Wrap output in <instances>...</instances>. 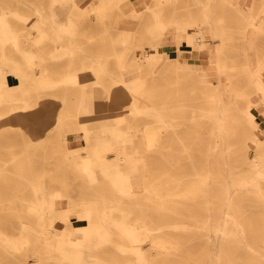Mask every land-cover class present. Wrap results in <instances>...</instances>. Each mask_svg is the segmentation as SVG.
Here are the masks:
<instances>
[{"label": "bare ground", "instance_id": "obj_1", "mask_svg": "<svg viewBox=\"0 0 264 264\" xmlns=\"http://www.w3.org/2000/svg\"><path fill=\"white\" fill-rule=\"evenodd\" d=\"M23 1L29 3L38 13V15L23 16L32 25L36 20L39 21L36 25V34L28 35L25 39L33 44L34 47L31 48H26L19 43V33L9 19L10 13L22 14L12 12L5 6L0 7V104H9V108L0 110V128L7 123L17 124L28 130L33 141L38 140L48 127L45 124V113L54 116L55 120L66 121L63 114L67 112V109L65 110L67 92L63 90L61 95L53 94L60 100V103L56 104L55 100L44 97L33 100V87L54 88L60 82L86 83L89 80L99 82L101 80L99 76L92 78L90 74L103 72L111 75L114 82L127 89L128 93L124 96L130 98L129 106L125 107L123 106L124 102L120 100L123 95H117L114 86H104L105 96L114 99L111 100L110 105H119L114 117L119 124L102 127L103 131H112L110 134H94L87 124L88 118L79 117V123L84 132L81 138L86 141L85 150L73 151L77 148L74 147L72 150L66 147L65 155L77 164L90 183L105 177L110 180L115 191L120 195H127L129 201L149 202L150 206L139 205L137 209L151 208L156 212L154 215L156 218L149 214L133 213L134 206L123 205L121 198L102 197L100 204H97L94 198L89 197H81L77 202L69 198L70 207L62 208L61 203H57V198L64 192L59 188H48L38 180L31 182L34 189L33 195L23 199L26 202L25 207L33 219L20 220L17 229L13 232L1 228L0 222V244L14 250L25 249V253L19 259L20 264H38L42 258L52 256L49 249L56 251L62 258L74 262L114 264L95 250L105 243H113L118 250L123 251L127 255V264H154L152 261L153 249L169 256L175 245L169 238L158 237V233L154 231L156 224L162 221L168 227L182 226L179 225L180 223L169 221V216L175 215L193 217L198 228L195 235L205 237L203 249L193 264H264V252L256 245L255 241L263 233L247 227L252 224L245 220L246 214L241 196V194L260 193L261 196L256 200L264 202V191L260 185V178H264V161L258 165L252 164L251 171L246 175L236 170V165L231 164L232 159L229 156L231 150L228 149L230 144L228 137L231 134L228 106L231 102L224 99L232 94L227 93L221 86V75L233 71L237 64L227 52L230 36L227 26L223 22V15L217 14L210 2L196 0L204 18L209 21L212 32L219 39L215 47L209 50L210 55L207 60L210 65L205 67L208 85L200 91L207 99L204 103L206 107H203L202 110L205 112L206 108L209 109V112L206 111L215 121L212 129L216 130L214 134L216 139L214 142H210L204 151L205 165L199 168L195 164L196 159L191 149L195 139L193 142L185 139L179 132L180 126L174 122L172 116L164 113L158 102L153 101L149 107H146L141 106L140 101L150 97L148 83L157 77L148 79L145 76L152 70L151 67H154L162 57H165V51L169 49V46L164 41H171V39L180 43L185 41L187 46L198 52L208 48L207 37L202 34V30L200 32L198 29L181 26L178 33L180 41L172 37L156 38L155 42L151 43L153 51H145L142 59L148 68L140 76L132 78L131 82H127L122 72L120 74L112 72L104 58L90 53L88 55L91 56L92 61L87 64L88 66L84 65L82 71L71 69L69 67L71 61H69L63 71L64 76H58L55 74L58 73L56 69H49L45 66L39 71L25 68L20 61L15 59L11 51L7 50L6 42H12L14 49L20 51L29 64L37 63L35 58L40 56L43 49L40 46L41 41L45 38L60 39V31L68 41V44L60 47L64 52L85 51V48L76 41L71 21L64 25H58L52 18L50 8L47 10L45 7H39L30 0ZM220 1L223 4L229 3L228 0ZM122 2V0H88L87 3L94 7L92 14L103 18L104 12L110 8V4L120 6ZM151 9L154 17L159 19L161 11ZM88 15L83 6H78L70 19H80ZM170 18L172 19L168 26L178 24L177 18L179 17L176 10L171 11ZM48 25L52 26V30L47 27ZM52 31H54L55 37ZM169 64H176V62ZM214 73L218 76L217 83L209 78ZM234 88L235 86H233ZM90 95L93 99L90 98V100L93 102L95 97L92 92ZM152 96L157 97L156 94ZM248 105V118L256 129H262L259 127L256 110L264 113V101H251ZM84 110L87 112V108ZM137 111L152 116L156 121L153 126L145 127V133L140 135L141 140L139 141L135 139L136 133H132V128H137V125L127 120L126 117L127 113L133 114ZM125 121H128L127 125L121 126L120 123ZM165 131L173 133L167 134ZM61 138L67 142L69 136L63 133ZM263 139L264 135L256 132L251 143L256 146ZM176 145H178L177 148ZM154 147H160L159 152L163 155L161 159L154 158V161L166 160L180 163L185 160L190 162L193 179L190 178L191 174L188 171L181 170L172 173L165 166H154L153 170H149L147 158L143 153L145 148ZM217 154H220L221 157H216ZM257 158H260L258 152ZM219 161L223 164H217ZM260 169L263 172H259ZM148 173L151 174V181H147L145 178ZM141 184L150 189L144 196L138 194ZM39 190L47 195L46 200L38 195ZM193 208L201 210V212L192 214L190 210ZM69 210L76 213V218L85 219L87 223L82 227L71 226ZM183 210L186 212L184 213ZM162 212L167 214H161ZM57 230L60 233H57ZM75 233H80V236H76ZM115 234L120 240L115 238ZM38 240L47 244L44 252L39 250L35 244ZM144 240H149L152 244L153 249L150 252H144L145 244L142 243ZM30 244H33L32 247L29 246ZM241 250L247 251L251 257L257 258L259 261L253 263L239 261L238 259L242 258ZM28 256H33L32 262L26 260ZM91 260H95V262H90ZM0 264L3 263L0 261Z\"/></svg>", "mask_w": 264, "mask_h": 264}, {"label": "rangeland", "instance_id": "obj_2", "mask_svg": "<svg viewBox=\"0 0 264 264\" xmlns=\"http://www.w3.org/2000/svg\"><path fill=\"white\" fill-rule=\"evenodd\" d=\"M122 1L120 6L110 4V8L105 10L104 16L101 18L92 14L94 7L87 3L88 0H30L39 7H45L47 10L50 8L56 24L64 25L71 21V26L75 30V39L85 48V51L76 50L70 53L60 49L61 45L68 44L67 37L62 31H60V39L45 38L41 41L40 46L43 49L40 56L35 58L36 64H29L23 54L14 49L12 42H6V48L25 68L39 71L45 66L49 69H56L58 73L55 74L58 76H64L63 71L69 61H71L69 66L71 69L82 71L83 66H88L87 64L92 61L88 54H94L104 58L112 72L116 74L122 72L127 82H131L132 78L140 76L148 68L142 59L145 51H153L151 43L155 42L156 38L172 37L179 39L178 33L181 26L199 31L203 30V32L206 27H210L205 25L209 24V21L204 18L196 0H164L162 7L165 17L168 18L173 10H176L180 17V20L177 18L176 27L174 25L168 26L172 19L170 17L165 22L162 19L155 21L152 9L147 8L145 12L135 9V7L131 9L128 6L132 0ZM212 4H214L215 10L223 15V22L226 24L230 36L227 52L237 64L233 71L221 75V86L227 93L232 94L224 99L231 102L228 106L231 134L228 137L230 142L228 149L231 150L229 156L232 159L231 164L236 165V170L247 175L251 171L252 164L258 165L264 161V139L256 146L251 143L256 132L264 135V113L255 109L259 117V127L262 129H256L247 116L249 102L264 101V29L253 25L247 26V21L243 20L233 7L228 4L223 5L220 0H213ZM3 6L10 8L12 12L22 14L10 13V22L19 33V43L26 48L34 47L25 39L28 35L34 36L36 34V25L39 21L36 20L35 24L32 25L23 16L38 15L35 9L23 0H0V7ZM78 6H83L89 15L71 20L70 18ZM148 6L153 8L154 5L148 4ZM256 11L258 12L254 15L255 19L264 17L263 7L256 8ZM47 27L52 30L51 25ZM163 30L165 31L162 32ZM52 33L54 34V31ZM255 37L256 41H254ZM164 43H168V41H164ZM170 43L169 49L165 51V57H162L154 67H151L152 70L145 76L148 79L157 78L148 83L150 97L144 98L140 102L141 106L146 107H149L153 101L158 102L164 113L172 116L174 122L180 126L179 132L185 139L189 142H193L195 139L191 149L196 159V166L201 168L205 165L204 151H206L209 143L216 139L214 136L216 130L212 129L215 121L208 113L209 109L206 108L203 112L202 109L206 107L204 103L207 99L200 92L208 85L205 67L210 65L207 60L210 52L208 48L195 52L186 45L185 41L180 43L172 40ZM214 44L213 40H209L208 45L211 49L214 48ZM56 45L58 47H55ZM195 59L203 65L200 64V67H197L198 65L194 64ZM174 61L176 64H169ZM90 75L92 78L99 76L101 80L99 82L89 80L86 83L60 82L54 88L33 87V100L44 97L55 100L56 104L60 103V100L56 98L57 93L61 95L63 90L67 92V104L65 106L67 112L63 114L66 121L55 120L54 116L45 113V124L48 127L40 139L33 141L28 130L17 124L7 123L0 128L1 228L13 232L17 229L20 220L33 219L27 211L26 202L23 199L33 195L34 189L31 182L38 180L42 181L48 188H59L64 192L62 196L57 198V203H61L62 208L70 207L69 198L73 199L74 202H77L81 197L94 198L97 204L101 203L102 197L121 198L123 205L134 206L133 213L149 214L156 218L154 217L156 212L151 208L147 210L137 209L139 205L150 206L149 202L129 201L128 196L117 193L110 180L105 177L90 183L82 170L77 167V164L65 155L66 147L72 150L76 147L77 149L73 151L85 150L86 141L81 138L84 132L79 123V117L88 118L87 124L94 134H110L112 131H103L102 127L119 124L114 119L116 108L119 105H110L111 100L114 99L105 96L104 86H114L115 93L123 95L120 98L124 102L123 106H129L130 98L124 96L128 93L127 89L114 82L111 75L103 72ZM209 78L215 83L218 82L216 73L211 74ZM233 86H235L234 89ZM91 92L95 97L93 102L90 100ZM54 93L56 95H53ZM153 94H156L157 97L152 96ZM7 108H9L8 103L0 104V110ZM85 108H87L88 113L85 112ZM126 117L127 120L137 125V128H132V133L137 135L135 137L137 141L141 140L140 135L145 133V127L153 126L156 123L152 116L138 111L133 114L127 113ZM127 123L128 121H125L120 125L124 127ZM63 133L69 136L67 142L61 138ZM165 133L172 134L173 132L165 131ZM177 147L178 145H176ZM145 149L143 154L147 158L149 170H153L154 166H165L172 173L181 170L188 171L191 174L189 175L190 178L193 179L194 175L190 162L185 160L180 163L166 160L154 161V158L161 159L163 157L159 152L161 148ZM257 152L260 155L259 159ZM216 157L219 158L221 155L217 154ZM217 164L223 163L219 161ZM263 170L258 171L263 172ZM149 173L145 177L147 181L152 179ZM260 183L261 189L264 191V178H260ZM138 189V194L143 196L146 191L150 190L144 184H141ZM38 195L42 199L47 198L42 190L38 191ZM241 196L246 214L245 220L252 224L247 227L263 233L255 241L256 245L264 252V202L256 200L261 194L249 193L241 194ZM68 212L71 214V226L82 227L87 223L85 219L76 218V213L73 210ZM183 212L186 211L183 210ZM190 212L196 214L201 210L193 208ZM161 214L167 213L162 212ZM169 217V221L180 223L179 225L182 226L168 227L167 224L165 225L164 222L160 221L156 224L154 231L158 233L159 238H169L174 242L173 252L166 256L165 253L153 249L149 240L142 242L145 244L144 252H150L153 249L152 261L154 264H193L203 249L205 237L195 235L198 228L193 217L175 215ZM57 233L60 231L57 230ZM75 235L80 236V233H75ZM115 238L120 240L117 234H115ZM250 238L253 237L250 236ZM35 244L43 252L47 246L42 240H38ZM32 245L29 246L32 247ZM95 250L99 255L106 257L107 261L109 260L114 264H127V255L118 250L113 243H105ZM240 252L242 258L238 260L241 262L259 261V259L251 257L250 253L245 250ZM23 253H25V249L14 250L0 244V261L3 264H20L19 259ZM49 253L52 256L42 258L38 264H86L62 258L56 251L50 249ZM26 260L32 262L33 256H28ZM90 262H95V260Z\"/></svg>", "mask_w": 264, "mask_h": 264}, {"label": "crops", "instance_id": "obj_3", "mask_svg": "<svg viewBox=\"0 0 264 264\" xmlns=\"http://www.w3.org/2000/svg\"><path fill=\"white\" fill-rule=\"evenodd\" d=\"M206 2H210V4L212 5V7H214V4H212L213 0H205ZM229 3H226L228 5H230L231 7H233L236 12L241 15L240 17L243 20H246L247 22V26H257V27H262L264 29V17L261 16L258 19H255L254 15H256V13L258 11H256V8H260L263 7L264 8V0H228ZM164 2V0H132V3H127L131 9H133L135 7V9L139 10V11H144L146 9V5L147 4H153V8L155 10H160L161 11V17L159 19H162L164 22L166 21V19H168L170 17V15L168 16V18L165 17V14L163 12V7H162V3ZM123 3V2H122ZM134 5V6H133ZM224 5V4H223ZM149 9L150 6H148ZM215 8V7H214ZM219 12H217L218 14ZM179 17V16H178ZM158 17H155L154 20H157ZM180 20V17L178 18ZM203 25V24H200ZM207 26H211L210 24H205ZM203 31V30H202ZM209 32V33H208ZM205 37H207V43H209V40H213L214 41V45L217 44V42H219L218 37L215 36V34L212 32L211 27H206L204 29V32L202 33ZM209 36V38H208ZM180 41V39H177ZM172 41V40H171ZM168 40V45L171 44ZM254 41H256V37L254 38ZM208 46V49L210 50L211 48ZM215 47V46H214ZM197 58V57H194ZM194 64L198 65L197 67H200V64H202L200 61L198 62L197 59H195ZM203 65V64H202Z\"/></svg>", "mask_w": 264, "mask_h": 264}]
</instances>
